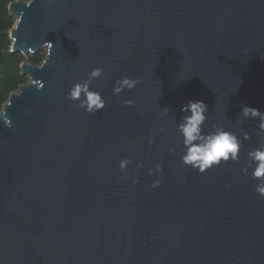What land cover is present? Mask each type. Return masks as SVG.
<instances>
[{
    "label": "water",
    "instance_id": "1",
    "mask_svg": "<svg viewBox=\"0 0 264 264\" xmlns=\"http://www.w3.org/2000/svg\"><path fill=\"white\" fill-rule=\"evenodd\" d=\"M7 11L10 52L43 57L20 63L26 81L0 109V264H264L249 155L264 130L242 114H264V0H13ZM125 77L139 82L114 94ZM76 84L104 108L69 100ZM189 101L207 106L202 136L237 137L235 161L204 173L182 163Z\"/></svg>",
    "mask_w": 264,
    "mask_h": 264
},
{
    "label": "clouds",
    "instance_id": "2",
    "mask_svg": "<svg viewBox=\"0 0 264 264\" xmlns=\"http://www.w3.org/2000/svg\"><path fill=\"white\" fill-rule=\"evenodd\" d=\"M101 75L100 69H93L91 77H99ZM139 81L132 80L128 77L117 81V87L114 89V94H119L124 88L129 90L134 88ZM81 93L86 96V110L89 113L99 111L104 108V102L100 95L88 90L86 85L76 84L69 91L68 99L77 101L81 97ZM131 101H126V104H131ZM184 112H191L190 117L185 118L184 124L180 126V131L184 137V143L187 148L186 153L182 157V163L185 166L191 167L193 170H198L199 173H204L214 165H219L222 161L228 162L230 159L235 161L238 158L240 151V141L233 134L217 130L215 134L204 137L201 135V125L205 122V112L207 106L201 101H189L181 109ZM244 118H259L261 121L260 128L264 130V114L257 108L245 106L242 108ZM249 155L256 162V168L252 176L261 180L257 185L256 192L264 197V150H255ZM128 161L121 162V169L123 170ZM159 181L153 184V187H158Z\"/></svg>",
    "mask_w": 264,
    "mask_h": 264
},
{
    "label": "trees",
    "instance_id": "3",
    "mask_svg": "<svg viewBox=\"0 0 264 264\" xmlns=\"http://www.w3.org/2000/svg\"><path fill=\"white\" fill-rule=\"evenodd\" d=\"M13 0H0V107L6 101L10 92L26 81L20 74L19 65L23 56L10 52L8 31L14 24L13 18L8 14L7 5ZM43 57V50L39 49L27 57L28 61L37 64Z\"/></svg>",
    "mask_w": 264,
    "mask_h": 264
},
{
    "label": "rangeland",
    "instance_id": "4",
    "mask_svg": "<svg viewBox=\"0 0 264 264\" xmlns=\"http://www.w3.org/2000/svg\"><path fill=\"white\" fill-rule=\"evenodd\" d=\"M24 57V56H23ZM24 61H28V59L27 58H23V60L21 61V62H24ZM2 106V105H1ZM0 109H1V107H0Z\"/></svg>",
    "mask_w": 264,
    "mask_h": 264
}]
</instances>
